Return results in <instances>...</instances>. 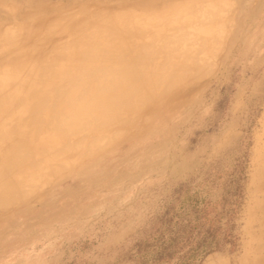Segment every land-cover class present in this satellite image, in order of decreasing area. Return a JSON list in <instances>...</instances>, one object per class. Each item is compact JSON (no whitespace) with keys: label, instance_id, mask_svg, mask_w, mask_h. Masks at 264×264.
<instances>
[{"label":"rangeland","instance_id":"rangeland-1","mask_svg":"<svg viewBox=\"0 0 264 264\" xmlns=\"http://www.w3.org/2000/svg\"><path fill=\"white\" fill-rule=\"evenodd\" d=\"M54 19L56 30L49 27ZM117 22L128 47L120 48ZM5 31L18 39L0 38V91L16 98L26 96L29 81L35 86L46 62L50 75L84 56L112 67L127 51L136 57L151 47L157 57H145L140 69L153 84L148 96L130 87L129 98L117 100L121 107L97 117L100 128L95 120L65 138L46 113L39 130L26 131V114L0 100L6 150L24 140L31 151L19 149L20 164L32 155L16 171L18 155L8 179L0 175V264H264V190L257 189L264 167V0H0ZM79 45L92 49L83 54ZM26 51L34 57L23 63ZM158 65L163 73L177 67L179 84H157ZM85 73L73 89L99 84ZM52 78L48 97L55 99L59 86L71 89L64 74ZM76 91L69 98L77 103ZM16 109L22 120L14 129L17 120L5 116Z\"/></svg>","mask_w":264,"mask_h":264},{"label":"bare ground","instance_id":"bare-ground-1","mask_svg":"<svg viewBox=\"0 0 264 264\" xmlns=\"http://www.w3.org/2000/svg\"><path fill=\"white\" fill-rule=\"evenodd\" d=\"M84 6V5H83ZM224 6V5H223ZM229 6V5H228ZM228 6H227V8H228ZM79 7V6H78ZM98 8V7H97ZM109 11V10H108ZM115 13V12H114ZM11 14V13H10ZM112 14V13H111ZM67 15V14H66ZM65 15V16H66ZM69 16V15H68ZM102 16H104V15H102ZM111 16V15H110ZM114 16V15H113ZM113 16H112V18H113ZM214 16V15H213ZM57 17V16H56ZM61 17H63V16H61ZM60 17V18H61ZM101 17V16H100ZM109 17V16H108ZM59 18V19H60ZM63 18H65V17H63ZM111 18V19H112ZM212 18V17H211ZM62 19V18H61ZM99 19V18H98ZM63 20V19H62ZM65 20V19H64ZM63 20V21H64ZM103 20H105V21H108V20H106L105 18L103 19ZM52 21H55L54 23H53V25H52V23H51V25H49V27H52V26H54V25H56V24H58L59 25V20L58 21H56L55 19L54 20H52ZM99 21H100V19H99ZM81 22V21H80ZM79 22V23H80ZM85 22H87V21H85ZM102 22V21H101ZM110 22V21H109ZM108 22V23H109ZM82 23V22H81ZM81 23L80 24H78V25H80L81 26ZM106 23V22H105ZM118 23L119 22H117V25L115 24V28H117L118 29V34L116 33V32H114L115 30H117V29H110L109 31L111 32V33H113L114 35H115V33L117 34L116 36H118L120 39H119V43H120V48L121 47H123V46H125V47H128V44H127V42L129 43V41H127V40H129V39H126V38H123L122 37V34H123V36L124 35H126V31H124L123 30V28H125V27H122L121 25H118ZM110 24H112V23H110ZM120 24V23H119ZM11 26V25H10ZM17 26V25H16ZM223 26V25H222ZM48 27V28H49ZM56 27V26H55ZM78 27V29L79 30H81V32H84L86 29L85 28H83L82 26L81 27H79V26H77ZM9 28V27H8ZM7 28V29H8ZM53 28V27H52ZM52 28H49L50 30H52ZM63 28V27H62ZM76 28V27H75ZM6 29V30H7ZM16 29V28H15ZM53 29H55V28H53ZM14 30V29H13ZM48 30V29H47ZM46 30V31H47ZM56 30V29H55ZM58 30V29H57ZM112 30V31H111ZM114 30V31H113ZM53 31V30H52ZM51 31V32H52ZM66 31V30H65ZM48 32V31H47ZM50 32V31H49ZM48 32V33H49ZM109 32V33H110ZM123 32H125V33H123ZM220 32V31H219ZM22 33V32H21ZM65 33V32H64ZM63 33V34H64ZM110 33V34H111ZM17 34V33H16ZM12 34L11 33H8V31H5L2 35L0 34V38H1V40H4L3 38L6 36L7 37V39H9L7 42H8V44H9V41H10V43L11 42H17V39H18V36H16L17 38H15V36H11ZM49 36V35H48ZM209 36V35H208ZM46 37V36H45ZM44 37V38H45ZM127 37V36H126ZM215 37V36H214ZM220 37V36H219ZM218 37V38H219ZM50 38V37H49ZM128 38V37H127ZM209 38V37H208ZM42 40H43V38H42ZM202 40V39H201ZM101 41V40H100ZM4 42V41H3ZM6 42V41H5ZM15 42V43H16ZM15 43H14V45H15ZM40 43V42H39ZM17 44V43H16ZM11 45V44H10ZM56 45V44H55ZM10 47V46H9ZM46 47V46H45ZM62 47V46H61ZM147 47V46H146ZM145 47V48H146ZM65 48V46H63V49ZM134 48V47H133ZM149 48H151V47H147V49H139L140 50V52L141 53H139V55H137L136 56V54H134V56H136V57H132V56H127L128 55V51L127 52H125V57H127V58H125V60L122 62L123 64H121L120 65V67L118 66V67H112L111 65H102V63L100 62V61H98V60H93V58H88V57H82V59L76 64V66L75 67H73L72 69H70L69 71L67 70V67H68V61H66L65 63L64 62H61V63H64L61 67H60V70H57V69H55L57 72H55L54 73V71L52 72L53 74H50V75H46V73H47V71H49L50 70V68L48 67V65H47V62H46V65H45V70H42V68L40 69V72H41V75L38 73V79H39V81L37 80V83L35 84V86L34 85H31V81H29L30 82V85L28 86V84H29V82H28V84L26 83V86H25V88L24 89H26V96H22V94L20 95V97L18 96L17 98H16V96L15 95H12V93L11 94H8V93H6V92H3V91H0V100H2L3 101V103L4 104H14V107L16 108V106H15V104H17L18 105V107H20V111L19 112H23V113H25L26 114V120H27V122H26V131H29L30 132V130H27V127H29V126H33L36 130H39V128H40V122L42 121L41 120V117H42V119H43V117L44 116H42V115H45V113H46V115L47 114H49L48 115V119H51L50 118V115L51 116H53V118H54V124L52 125V121H51V123L50 124H48V125H52L53 127H54V129L56 130V133L59 131V133L61 134H59L58 136H60V137H63V138H65V136H68L69 134H68V132H70V134L72 133V132H76V130L77 129H75L77 126H78V128L81 126L83 129L85 128V129H87V128H90V126H93V124H92V122L93 121H95L96 120V124H97V117L99 118V117H101V116H99V115H103V113L104 112H106V111H112V108H115L116 107V105L118 104V101H120V100H125L126 98H129V92L130 91H132L133 90V88H134V86L136 87V89H134L133 90V92L134 91H137L138 93H145V94H147V96H148V94H149V91L151 90L150 88H151V86H153V84H151L149 81H146V80H144L143 79V76H144V74L142 75L141 74V71H140V69L142 70V66L144 65V63H145V57L147 58V60H148V58L150 57V60L152 59V60H154L155 61V57H157V56H151V55H154L153 54V49H149ZM201 48V47H200ZM70 49H72L71 47L69 48V50ZM90 49H92L90 46H82V45H79L78 46V50L80 51V53H81V51H83V54L84 53H88L89 51H90ZM128 49V48H127ZM31 50H32V48H31ZM145 50H147V54H146V52H145ZM149 50H152V53H151V51H150V53H149ZM30 51V50H29ZM63 51V50H62ZM70 51H74L73 49L72 50H70ZM134 51H135V49H134ZM4 52V51H3ZM27 52V51H26ZM64 52V51H63ZM30 53V52H29ZM28 52L24 55V56H22V58H23V63L25 62L24 61V58H25V60H26V62H27V59L26 58H28V60H29V62H30V59H31V57H34V55H31V53L29 54ZM73 53V52H72ZM126 53H127V55H126ZM0 54H1V52H0ZM35 54V53H34ZM75 54H77V53H75ZM115 55H117L118 57H121L122 58V56H124V51L122 50V51H120V53H119V50L118 51H116L115 53H114ZM68 55V54H67ZM143 55V56H142ZM156 55V54H155ZM71 57H74L73 55L71 56ZM21 58V59H22ZM30 58V59H29ZM13 59V58H12ZM11 59V60H12ZM40 59V58H39ZM84 59V60H83ZM32 60V59H31ZM58 60V59H57ZM13 61V60H12ZM65 61V60H64ZM78 60H77V58H75L74 60H73V63H76ZM9 62H11V61H9ZM25 62V63H26ZM53 62V61H52ZM189 62H191V61H189ZM17 63V62H16ZM55 63V62H54ZM60 63V64H61ZM150 63H152V61H150ZM158 63V62H157ZM155 64V63H154ZM192 64V63H191ZM6 65H8V66H10V64H6ZM12 66H14L15 64H14V62H13V64H11ZM51 65V64H50ZM102 65V66H101ZM4 66V65H3ZM16 67H17V65H15ZM26 66V65H25ZM24 66V67H25ZM159 66V65H158ZM7 67V66H6ZM28 67V66H27ZM27 67H25L26 69H27ZM156 67V66H155ZM191 67V66H190ZM13 68V67H12ZM12 68H11V70L10 71H12ZM15 68V67H14ZM21 69L23 68V67H20ZM32 68V67H31ZM47 68V69H46ZM49 68V69H48ZM160 69V66L159 67H156L155 69H154V73L156 74V77H157V79L155 78L154 80H155V82L158 84V82H160V80L161 79H163V78H173L174 80H176V81H178L177 83L179 84V82L182 80V79H180V76H181V73L179 72V69L177 68V67H175V66H172L171 67V69H170V71L169 72H167V73H169V74H167V73H163V72H159V71H157L156 69ZM201 68V67H200ZM10 69V68H9ZM59 69V68H58ZM84 69H87V73H85V74H88V73H91V74H93L94 76H95V81L96 82H99V84L98 83H96L95 85H91V84H86V85H84L85 86V88L83 87H81L80 85H76L75 86V88L76 87H78V88H80L79 90H80V92L81 93H79L78 92V98L77 99H75L76 101H77V103L76 102H72V100L70 101V99H72V98H69L70 96H71V93H73L74 91H76V89L74 88L73 89V86L71 85V84H75V83H78L80 80H81V78H82V75H83V70ZM14 70V69H13ZM122 71V72H119V75H118V72L117 71ZM3 71V70H2ZM17 71V70H16ZM15 71V72H16ZM22 71H23V69H22ZM46 71V72H45ZM114 71V73L116 74V72H117V74L115 75V74H113V75H115L116 77H113V76H111V72H113ZM14 72V71H13ZM24 72H25V70H24ZM26 72H27V70H26ZM44 72V75L42 76V73ZM198 72V71H197ZM49 73V72H48ZM78 73V74H77ZM142 73H143V70H142ZM186 73V72H185ZM188 73V72H187ZM200 73V72H199ZM57 74H64V78L66 79V81L69 83V85H71V89L73 90H71L70 89V87H68V85H67V87L65 86V85H63V86H59V87H57V92H56V95H54L55 96V99H52V96H51V98L50 97H48V95H47V91H49V90H55V87H53L54 85H56V84H54V80L55 79H53L52 78V76L54 77L55 76V78H56V76H57ZM6 75V74H5ZM4 75V76H5ZM118 75V76H117ZM132 75V76H131ZM142 75V77H140ZM40 76H42V77H40ZM137 76V77H136ZM138 76H139V78H138ZM40 77V78H39ZM186 77V76H185ZM5 78V77H4ZM45 80V82H44V85L42 86L41 84L42 83H38V82H42L41 80H43V79ZM61 79L62 81H63V83L65 82L66 83V81H65V79ZM149 78V77H148ZM36 78H34L33 80H35ZM132 79V81H131V83L130 82H128V80H131ZM1 80V79H0ZM100 80H102V81H100ZM151 80V79H150ZM53 81V82H52ZM5 82V81H4ZM100 82H102L103 84H101ZM6 83V82H5ZM68 83H66V84H68ZM71 83V84H70ZM177 83H175V84H177ZM32 84H34V83H32ZM37 84H40L41 86H36ZM0 86H1V84H0ZM80 86V87H79ZM133 86V88H130V87H132ZM142 86V87H141ZM68 88L70 89V91H72L70 94L68 93L69 91H68ZM130 89H132V90H130ZM138 89V90H137ZM157 89V88H156ZM78 89H77V91H79ZM146 90V91H145ZM23 91V90H22ZM68 91V92H67ZM77 91H76V93H77ZM154 93V92H153ZM161 93V92H160ZM67 94H69L68 96H67ZM82 94V95H81ZM135 94H136V92H135ZM162 94V93H161ZM12 95V96H11ZM131 95H132V93H131ZM142 95V94H141ZM75 96V97H76ZM82 96V97H81ZM134 96V95H133ZM137 96V95H136ZM122 97V99H120ZM138 97V96H137ZM151 97V96H150ZM149 97V98H150ZM65 98H66V100L67 101H69V103L67 102V105L65 104V106H67V107H69L67 110H63L64 108H61V107H64V106H61L60 104L61 103H63V102H66V100H65ZM81 98V99H80ZM124 98V99H123ZM133 98L134 97H132V102H134L133 101ZM139 98V97H138ZM148 98V97H147ZM60 99H62V100H60ZM120 99V100H119ZM137 99V98H136ZM113 100H116V102L114 101V103H116V104H114L113 103ZM118 100V101H117ZM138 101V100H137ZM151 101V100H150ZM122 102H124V101H122ZM121 101L119 102V104H121L122 103ZM127 102V101H126ZM147 102H149V101H147ZM2 103V104H3ZM113 103V104H112ZM135 103V102H134ZM137 103V102H136ZM118 104V105H119ZM113 105H115V107H113ZM122 105V104H121ZM121 105H119V107H121ZM123 105H125V104H123ZM9 107V106H8ZM118 107V106H117ZM8 109H10V107L8 108ZM10 111H11V109H10ZM16 112L17 113H13V114H10L9 112L6 114V116L5 117H7V118H10L11 119V121H12V119L14 120H17L14 124H16V125H14V129L16 128V126H18L17 125V122L19 123V121L18 120H20L21 119V116H20V114L21 113H19L18 112V109H16ZM25 114H23V115H25ZM45 115V116H46ZM41 116V117H40ZM107 116V115H106ZM28 118V119H27ZM45 118V117H44ZM24 119V118H23ZM46 119H47V117H46ZM47 119V120H48ZM105 119V118H104ZM22 120V119H21ZM44 120V119H43ZM108 120V119H107ZM23 121H25V119L23 120ZM99 121V120H98ZM102 122V121H101ZM107 122V121H106ZM111 122V121H110ZM94 123V122H93ZM108 123H109V120H108ZM7 124V123H6ZM99 124V123H98ZM98 124H97V126H98ZM105 124V123H104ZM103 124V125H104ZM110 124V123H109ZM13 125V124H12ZM12 125H11V127H12ZM28 125V126H27ZM35 125V126H34ZM40 125V126H39ZM47 125V128H49V126ZM3 126V125H2ZM97 126H94V128L96 127V128H100V124H99V126L97 127ZM30 127V128H31ZM45 127L46 126H44L43 128H44V130H45ZM75 127V128H74ZM81 127H80V129H81ZM18 128V127H17ZM47 128H46V130H47ZM91 128H93V127H91ZM12 129V128H11ZM53 129V128H52ZM58 129V130H57ZM10 130V129H9ZM8 130V131H9ZM41 130V129H40ZM49 130V129H48ZM88 130V129H87ZM6 131V130H5ZM7 131V132H8ZM13 131H15V130H13ZM24 131V130H23ZM22 131V133L24 134V132ZM42 131H43V129H42ZM78 131V130H77ZM82 131V130H81ZM35 132V131H34ZM1 133L3 134V131L2 132H0V175L1 176H4L5 178L8 176V175H10L11 173H12V167H11V165H12V163H13V160H15L16 158H18V155H20L19 153H21L22 151L21 150H19L20 148H24L26 151H28L27 150V144H26V142L23 140V143L21 144L20 143V141H18V144H11L10 146H11V149H10V147H9V149L7 148V150H6V145H4L5 143L2 141V139H4V136L3 137H1ZM4 133H6V132H4ZM31 133V132H30ZM10 134V135H9ZM15 134V133H14ZM14 134H12L11 132H9V133H7L6 135L7 136H10L9 138L10 139H12L13 137H11V135H13V136H15ZM26 134H28V132L26 133ZM38 134H40V133H38ZM66 134H68V135H66ZM73 134H75V133H73ZM76 134H78V133H76ZM5 135V136H6ZM19 135V134H18ZM20 135H21V137H22V134L20 133ZM19 135V136H20ZM33 135H35V136H37L36 134H33ZM57 135V134H56ZM6 136V137H7ZM26 135L24 134L23 135V137H25ZM5 137V138H6ZM22 137V138H23ZM28 137V136H27ZM38 137V136H37ZM8 138V137H7ZM20 138V137H19ZM39 138L41 139V136H39ZM62 138V139H63ZM9 139V140H10ZM67 139V138H66ZM26 140H27V138H26ZM22 141V140H21ZM35 141H36V138H35ZM25 142V143H24ZM23 144H26V146H24ZM66 144V143H65ZM65 146V148L67 147V144L66 145H64ZM63 146V147H64ZM71 146V145H70ZM26 147V148H25ZM28 147H29V145H28ZM23 149V150H24ZM58 149V148H57ZM37 150V149H36ZM54 150H55V148H54ZM60 150H62V148L60 149ZM59 150V151H60ZM5 151H8V154H7V152H5ZM26 151H24L25 153L24 154H26L25 156H27L28 154L27 153H29L30 151H31V149H30V151H28L27 153H26ZM41 151V150H40ZM39 151V152H40ZM44 151V150H43ZM47 151V150H46ZM94 151V150H93ZM35 152V151H34ZM37 152V151H36ZM42 152V151H41ZM52 152H55V151H52ZM57 152V151H56ZM38 153V152H37ZM37 153H35L34 155H36ZM50 154H51V152H49ZM48 153V156L50 155ZM89 153H90V151H89ZM23 154V155H24ZM44 154H45V151H44ZM21 155H22V153H21ZM20 155V159L18 158L17 159V161L19 160V163L18 164H14V165H16V166H13V168H17V166H18V169H20V168H23L25 165H26V163H28V159H29V157L28 156H32V155H28L27 157H25L26 159H24V157H23V161H24V163H23V161H22V164H20V160H22L21 158H22V156ZM42 155V154H41ZM46 155V154H45ZM45 155H44V158L46 159L47 157H45ZM38 156V155H37ZM47 156V155H46ZM36 157V156H35ZM39 157V156H38ZM38 157H36V158H38ZM28 158V159H27ZM32 159V158H31ZM35 159V158H34ZM40 159V158H39ZM32 161H34V160H31V162ZM264 161V160H263ZM30 162V161H29ZM30 162V163H31ZM35 162V161H34ZM16 163V162H15ZM29 163V164H30ZM39 163H41V162H39ZM23 164H25L24 166H23ZM35 164V163H34ZM23 166V167H20V166ZM40 165V164H39ZM38 164H36V167L37 166H39ZM29 166H31V165H29ZM15 168V170L17 171V169ZM60 168V167H59ZM260 168V167H259ZM14 170V169H13ZM14 170V171H15ZM14 171H13V173H14ZM10 172V174H8ZM1 173H5L4 175L3 174H1ZM12 173V174H13ZM16 173V172H15ZM7 175V176H6ZM258 175H259V180H260V178H261V182H260V184L258 185V190L259 191H261V190H264V167L262 166L260 169H259V171H258ZM7 179H8V177H7ZM7 179H5L4 181L6 182V180ZM8 181V180H7ZM10 181V180H9ZM21 184V183H20ZM261 194H263V193H261ZM15 195V194H14ZM264 197V196H263ZM262 197V198H263ZM13 198H14V196H13ZM264 200V199H263ZM261 202V201H260ZM262 204V203H261ZM260 205V204H259ZM264 207V206H263ZM261 209H262V207H261ZM264 209V208H263ZM262 211V210H261ZM261 214H263V213H261ZM259 219V218H258ZM263 228V227H262ZM261 230V229H260ZM261 232H262V230H261ZM262 235V234H261ZM259 236V235H258ZM260 240H261V238H259ZM258 239V240H259ZM261 242H262V240H261ZM259 243V242H258ZM263 243V242H262ZM261 243V244H262ZM263 245V244H262ZM261 246V245H260ZM261 248V247H260ZM263 249V248H262ZM256 251V250H255ZM262 252V251H261ZM262 259V258H261ZM257 261V260H256ZM255 264H256V262H255Z\"/></svg>","mask_w":264,"mask_h":264}]
</instances>
